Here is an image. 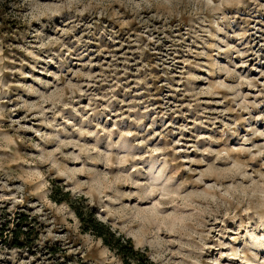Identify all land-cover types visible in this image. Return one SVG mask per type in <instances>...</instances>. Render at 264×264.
Segmentation results:
<instances>
[{
    "label": "rangeland",
    "instance_id": "rangeland-1",
    "mask_svg": "<svg viewBox=\"0 0 264 264\" xmlns=\"http://www.w3.org/2000/svg\"><path fill=\"white\" fill-rule=\"evenodd\" d=\"M64 192L154 264H264V0H0V264H126Z\"/></svg>",
    "mask_w": 264,
    "mask_h": 264
},
{
    "label": "trees",
    "instance_id": "trees-1",
    "mask_svg": "<svg viewBox=\"0 0 264 264\" xmlns=\"http://www.w3.org/2000/svg\"><path fill=\"white\" fill-rule=\"evenodd\" d=\"M56 202L67 201L75 210L77 216L80 218L82 227L85 231H90L98 237H101L105 244L110 248L116 250L118 254L122 255L126 264H154L150 260L147 253L134 246L131 237L125 236L123 233L113 229L112 226L96 217L95 210L90 206H76V201L81 197H76L75 200L71 198L70 192H64L61 198H56L52 195ZM28 214H22L17 228L14 230L13 242L16 245H21V239H25L28 230L23 228L24 223H29ZM4 232H1L3 234Z\"/></svg>",
    "mask_w": 264,
    "mask_h": 264
}]
</instances>
